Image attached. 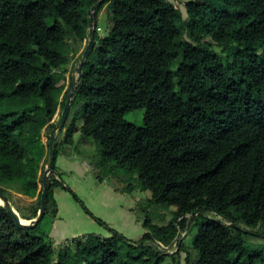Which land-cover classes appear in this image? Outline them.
<instances>
[{
    "label": "trees",
    "instance_id": "1",
    "mask_svg": "<svg viewBox=\"0 0 264 264\" xmlns=\"http://www.w3.org/2000/svg\"><path fill=\"white\" fill-rule=\"evenodd\" d=\"M96 1L0 0V192L36 199L29 215L17 209L26 220L40 206L43 131L56 127L72 42L80 49L88 38ZM178 2L101 3L60 143L92 138L93 164L136 170L150 206L175 208L171 219L157 225L146 215L136 241L107 227V238L90 233L55 247L43 219L20 229L0 205V264H182V242L174 253L157 244L169 246L188 223L193 264H264V250L246 246L250 234L237 227L264 223V0H185V15ZM102 9L105 37L96 22ZM74 83L70 76L62 108ZM135 110H143L141 126L125 118ZM57 147L56 139L45 212L54 217Z\"/></svg>",
    "mask_w": 264,
    "mask_h": 264
},
{
    "label": "rangeland",
    "instance_id": "2",
    "mask_svg": "<svg viewBox=\"0 0 264 264\" xmlns=\"http://www.w3.org/2000/svg\"><path fill=\"white\" fill-rule=\"evenodd\" d=\"M185 1V0H184ZM183 0L178 2V6L185 15V8ZM175 3V2H174ZM176 4V3H175ZM51 21H48L50 23ZM96 22L98 23V31L100 36L104 34L108 26V12L105 9L99 12ZM87 39H85L80 45L72 42L73 53L71 62L69 65L70 74L74 80H76L77 74L74 71L75 66L81 59V54L85 48ZM217 52L221 51V48H214ZM68 73L65 74L67 79ZM63 83V80L60 81ZM59 83V84H60ZM63 93L58 96V104L56 115L54 116L56 121L62 111L61 102L63 99ZM60 99V100H59ZM74 110L69 114L67 120V126L71 121ZM143 110H135L127 113L125 118L127 121L141 126ZM78 124V123H77ZM65 129L56 136L61 137L64 135ZM50 133L43 131L42 142L46 143ZM71 147L65 146L63 149L61 145H58V155L63 153L69 155L70 159L76 157L81 163V169L74 170L72 172L65 171L61 175V185L55 189V198L58 202L57 216H53L52 210H49L43 218L40 228L42 231L48 233L53 222L56 220V227L59 233L53 239V245L58 247L64 243L65 238L71 239L85 234H96L102 238H107L111 235L109 228L123 235L125 238L131 241L138 240L145 232L142 228V221L144 217L148 215L153 224L165 225L172 217V211L174 207L167 209L153 208L150 206L149 199L151 197L149 190H142L138 177V172L128 167H117L114 162H109L102 167L97 168L93 164L92 157H87V153H95V145L92 138H86L85 140L77 138ZM87 143L84 147L83 144ZM76 147L79 149L77 150ZM70 148V149H69ZM80 153L82 156L78 155ZM58 157V156H57ZM75 194L76 197L73 196ZM35 199V198H34ZM9 202L16 209H20L24 214L28 215L30 198H24L22 195L11 193L9 195ZM89 211L95 218L103 221L105 225H101L95 218L88 214ZM18 212V211H17ZM19 213V212H18ZM128 213H130L128 215ZM20 215V214H19ZM235 217L237 215L235 214ZM218 219H221L217 217ZM222 220V219H221ZM237 227L240 230L249 232L243 234V239L246 246L250 249H263L264 250V223L259 224L256 228H249L242 222L237 221ZM189 226L187 230H178L179 240L184 244V251L181 253V263H184L185 253L189 255V262L193 264L197 258L195 250L191 247V241L196 234V230H191ZM52 240V241H54ZM178 249V244L175 243L170 249L171 253H174ZM185 252V253H184ZM169 259L165 260L164 264H170Z\"/></svg>",
    "mask_w": 264,
    "mask_h": 264
},
{
    "label": "water",
    "instance_id": "3",
    "mask_svg": "<svg viewBox=\"0 0 264 264\" xmlns=\"http://www.w3.org/2000/svg\"><path fill=\"white\" fill-rule=\"evenodd\" d=\"M105 0H97L87 11L88 17L90 18L89 28H88V38L85 44V48L81 54V59L79 63L75 66L74 71L77 74L75 83L71 87L67 97L66 102L62 108L61 114L59 116V119L56 123V127L51 131L48 141V154L46 159V165L45 170L42 178V192L40 195V206L37 212V215L35 218H32L30 220H26L20 217L19 213L16 211V209L12 206V204L9 202V200L6 199V197L0 192V205L3 206L5 211L9 213L13 220L15 221L16 225L20 229H29L34 226H36L44 217V214L46 212V203H47V195H48V188H47V177L52 172V165L53 160L55 157V143H56V136L58 132H61L64 128V125L67 121V118L70 114L71 109V100L73 96V92L75 90L76 85L78 84L80 80V74L81 69L84 63L87 61L89 54L91 53L94 44H95V20H94V13L99 8L102 2ZM109 32V29L106 30V32L103 34V36H107ZM197 213H194L193 216H195ZM190 226V223L187 225V229ZM235 227L234 225H232ZM179 240V233H177L176 237L174 238L173 242L169 246H163L162 244L158 243V247L162 249L163 251L167 253H171L170 249L175 245V243H178Z\"/></svg>",
    "mask_w": 264,
    "mask_h": 264
},
{
    "label": "crops",
    "instance_id": "4",
    "mask_svg": "<svg viewBox=\"0 0 264 264\" xmlns=\"http://www.w3.org/2000/svg\"><path fill=\"white\" fill-rule=\"evenodd\" d=\"M68 74L66 75L67 76V79H65L64 81H63V83H64V88H63V91L61 92V94L63 93L64 94V92L66 91V89L68 88V85H69V79H70V76L71 75H69L70 74V69H68V72H67ZM75 79V78H74ZM63 97V96H62ZM60 100V99H59ZM55 119V118H54ZM58 121V120H57ZM53 122H56V121H54L53 120ZM59 133H61V132H58V134L57 135H59ZM79 135L77 134V135H75V137H74V140H75V142L76 141H78V139L77 138H79L78 137ZM63 137H64V135H62L61 137H59V139H58V137H57V142H58V145H64V144H60L61 142H62V140H63ZM65 146H69V145H65ZM65 146H62L63 147V149H65L66 147ZM69 147H71V146H69ZM70 149V148H69ZM78 155H80V156H82L80 153H77ZM88 155H87V157H90L91 156V154L90 153H87ZM58 157L56 158V163H55V166H56V171H57V173H58V178H60L61 179V175L65 172V171H69V172H72V171H74V170H77V169H81V163L79 164V161L77 160V159H75L76 157H73V159H70L69 158V155L67 156V155H65V154H63V153H60L59 155H57ZM81 165V166H80ZM56 191H54V198H55V193ZM20 196V195H19ZM24 198H27V197H25V196H23ZM36 201V199H30V203L29 204H32V203H34ZM55 201H56V204H57V214H56V216L58 215V211H60V209L58 208V202H57V200H56V198H55ZM28 213V215L30 214V211H28L27 212ZM130 213H128V215H129ZM59 233V230L57 229V227H56V220L53 222V224H52V227H50V229H49V232H48V237L50 238V240L52 241V240H54L53 238L54 237H56V235ZM71 238H73V237H71ZM67 239H69V238H65V240L64 241H66ZM52 242H55V240L54 241H52Z\"/></svg>",
    "mask_w": 264,
    "mask_h": 264
},
{
    "label": "built area",
    "instance_id": "5",
    "mask_svg": "<svg viewBox=\"0 0 264 264\" xmlns=\"http://www.w3.org/2000/svg\"><path fill=\"white\" fill-rule=\"evenodd\" d=\"M57 179H59L57 176H56Z\"/></svg>",
    "mask_w": 264,
    "mask_h": 264
}]
</instances>
